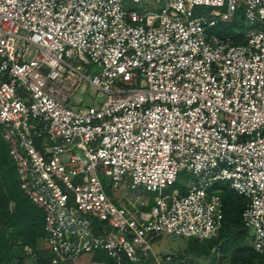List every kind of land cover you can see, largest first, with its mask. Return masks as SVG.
I'll return each instance as SVG.
<instances>
[{"label": "built area", "instance_id": "2783aa9c", "mask_svg": "<svg viewBox=\"0 0 264 264\" xmlns=\"http://www.w3.org/2000/svg\"><path fill=\"white\" fill-rule=\"evenodd\" d=\"M238 8L242 43L212 33ZM0 135L50 264L216 238L217 182L264 253V0H0Z\"/></svg>", "mask_w": 264, "mask_h": 264}, {"label": "trees", "instance_id": "16d2710c", "mask_svg": "<svg viewBox=\"0 0 264 264\" xmlns=\"http://www.w3.org/2000/svg\"><path fill=\"white\" fill-rule=\"evenodd\" d=\"M241 14L242 9L238 8L230 20L218 22L213 27L215 33L230 36L236 43H242L244 29L237 22ZM218 188L222 189L220 197L223 210L218 237L207 239L208 246L205 248L199 240L188 238L193 246L194 256L189 257L190 259L179 257V264H193L196 260L201 264L209 254L212 258L209 264H223L225 261L226 264H264V253H258L250 246L247 229L241 220V211L247 201L226 184H221ZM43 234L42 210L20 189L15 165L0 135V264H23L25 260H30V264H50L39 244ZM160 235L154 237L152 243ZM25 247L30 248V252ZM98 253L105 256L106 264H115L105 252Z\"/></svg>", "mask_w": 264, "mask_h": 264}, {"label": "rangeland", "instance_id": "374dc122", "mask_svg": "<svg viewBox=\"0 0 264 264\" xmlns=\"http://www.w3.org/2000/svg\"><path fill=\"white\" fill-rule=\"evenodd\" d=\"M129 8L132 9H137L141 10V3L140 4H129ZM147 9V8H146ZM199 11H205L207 12L209 10L208 7H199ZM242 14L241 16L237 19V22L240 25V28H243V23H242ZM212 33H215V29L211 30ZM216 34V33H215ZM94 94L93 90L88 89L85 94L77 92L75 94V99H78L79 97H82L86 103H91V96ZM103 99V98H101ZM192 180V176L189 172L187 171H182L176 180V182L169 186L168 190L171 192L173 189H187L188 188V183ZM221 184H226L222 182H217L215 184L216 188L221 187ZM227 185V184H226ZM189 239L178 237V236H173V235H168V234H161L159 239L154 241L152 243V249L154 253L158 254L159 257H161V264H179L178 260L179 257H185L190 259L189 257L194 256L192 254V249L193 246L190 244ZM200 244H202L203 248L207 247L208 244L206 243V240H199ZM216 248V247H214ZM202 249V248H201ZM213 249V247H212ZM163 255H170L173 257L172 261L167 262L164 261L162 258ZM182 259V258H181ZM148 264H155L154 260L151 257L146 258V262ZM201 264H207L202 260L200 262ZM23 264H30V260H25L23 261ZM138 264H144L143 262L138 263ZM218 264V263H217ZM223 264H226V261L223 262Z\"/></svg>", "mask_w": 264, "mask_h": 264}, {"label": "crops", "instance_id": "0c3cea01", "mask_svg": "<svg viewBox=\"0 0 264 264\" xmlns=\"http://www.w3.org/2000/svg\"><path fill=\"white\" fill-rule=\"evenodd\" d=\"M104 258L105 256L103 254L96 252L94 254H84L80 256L78 259L64 264H106ZM142 262L144 264H148L145 263L146 259L143 260Z\"/></svg>", "mask_w": 264, "mask_h": 264}]
</instances>
